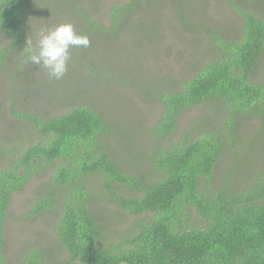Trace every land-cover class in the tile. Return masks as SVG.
Masks as SVG:
<instances>
[{
	"label": "trees",
	"instance_id": "obj_1",
	"mask_svg": "<svg viewBox=\"0 0 264 264\" xmlns=\"http://www.w3.org/2000/svg\"><path fill=\"white\" fill-rule=\"evenodd\" d=\"M49 1L60 12L71 2ZM141 1L108 7L107 28L78 6V22L87 24V33L111 38L144 8ZM32 2L0 0V39L9 40L0 50L1 67L11 55L30 62ZM228 3L242 21L238 40L210 33L213 59L175 89L144 92L159 110L147 130L151 144L141 167L115 160L109 140L116 127L84 99L56 116L16 112L11 105L26 133L0 141V264H10L3 232L11 196L35 177L46 181L27 216L59 209L53 233L65 257L56 264H264V82L256 77L264 11L252 0ZM38 17L40 12L32 19L43 20ZM85 31L81 35L88 37ZM88 56L75 62L100 77ZM206 105L211 115L172 140L181 115ZM253 120L259 133L247 146L258 145L259 154L257 166L246 168L240 128ZM227 157L221 177L218 168ZM107 208L116 212L112 222L101 215ZM120 216L127 217L120 222ZM49 260L34 247L14 264Z\"/></svg>",
	"mask_w": 264,
	"mask_h": 264
},
{
	"label": "rangeland",
	"instance_id": "obj_2",
	"mask_svg": "<svg viewBox=\"0 0 264 264\" xmlns=\"http://www.w3.org/2000/svg\"><path fill=\"white\" fill-rule=\"evenodd\" d=\"M128 2L130 0H71L65 4V11L60 12L51 7L57 5L56 1L33 0L28 13L31 18L26 26L30 47L36 49L42 30L64 23H71L78 34H84L88 28L86 23L78 22L82 21L80 15L77 18L78 6L107 28L110 19L107 8ZM252 2H258L259 9L264 11V4L259 0ZM141 5L144 8L129 18L111 38L105 33L102 37L98 32L85 31L90 45L70 47L67 72L59 80L51 79L42 66L26 63L18 56L11 55L6 59L0 66V141L8 138L17 141L26 133L24 124L12 114L11 105L16 112L56 116L81 105L84 99L116 127L115 137L109 140L115 160L130 168L145 165L151 144L147 130L155 120L159 106L153 101L148 103L144 92L175 89L179 81L191 77L194 68L216 56L211 35L217 33L224 40H238L242 21L228 0H142ZM39 12L38 18L43 19L40 22L32 19ZM8 44L7 38H1L0 50ZM89 54L91 66L100 77L77 64L89 59ZM256 77L264 82V53ZM126 81L128 84L124 85ZM211 112L206 105L183 113L172 140L189 129L197 118L210 116ZM258 133L256 120L245 122L240 128L242 153H249L246 168L257 166L258 145L250 147L247 144L256 141ZM259 140L264 141L263 138ZM225 161H229V157L220 162L218 173L221 177ZM45 181L46 177H35L23 191L11 196L3 232L10 264L34 247L47 253L52 264L65 257L53 233L59 209L35 217L27 216ZM101 215L112 222L116 212L107 208ZM125 217L120 216V222Z\"/></svg>",
	"mask_w": 264,
	"mask_h": 264
},
{
	"label": "clouds",
	"instance_id": "obj_3",
	"mask_svg": "<svg viewBox=\"0 0 264 264\" xmlns=\"http://www.w3.org/2000/svg\"><path fill=\"white\" fill-rule=\"evenodd\" d=\"M90 40L80 35L71 23H64L50 30H42L35 50L31 51L29 60L32 64L42 66L51 79L59 80L67 72L70 60V47H88Z\"/></svg>",
	"mask_w": 264,
	"mask_h": 264
}]
</instances>
